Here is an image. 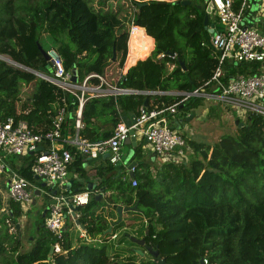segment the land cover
I'll use <instances>...</instances> for the list:
<instances>
[{"label": "trees", "instance_id": "trees-1", "mask_svg": "<svg viewBox=\"0 0 264 264\" xmlns=\"http://www.w3.org/2000/svg\"><path fill=\"white\" fill-rule=\"evenodd\" d=\"M240 3L234 0V9ZM205 8L200 11L194 0L191 4L118 0L115 7H110L108 0H100L97 7L91 0H0V54L50 74L51 64L38 46H42L41 36L48 34L60 43L56 50L65 69L75 68L81 79L92 71L103 73L107 62L111 63L114 46L115 60L123 63L133 22L144 32L135 29L131 34L126 66H132L115 83L138 90L192 91L203 86L218 65L217 54L207 43L210 28L204 25ZM146 40L151 44L149 55L141 51ZM161 53L166 55L158 58ZM259 71H264V61L226 62L222 79L226 82L232 76ZM177 98L142 93L91 97L82 108L79 134L91 142L106 140L124 116L138 113L146 99L147 107L152 108L172 104ZM201 103L203 99L192 97L179 110L187 115ZM63 106L67 115L61 132L70 136L76 130L78 99L33 72L0 59V120L23 119L40 133L50 128ZM209 110L212 117L220 116L219 106L210 105ZM249 116H235L244 125L234 123V132L223 134L215 143L182 134L187 158L181 161H160L152 151L145 159V141L139 139L131 158L137 162L133 176L127 164L101 161L94 167L96 186L89 190L81 183L77 190L92 192L89 203L78 207L74 220L65 208L71 219L69 223L66 218L65 228L83 225L86 235L95 241L77 246L67 228L58 236L46 227L47 213L41 212L35 221L34 244L24 251L23 233L16 227L23 209L12 199L4 209L0 199V264H155L147 252L143 256L136 252L134 247L144 248L131 237L144 238L168 264H198L200 258L206 259V264H264V117ZM67 147L73 153L69 171L88 178L85 157ZM32 156H18L21 160L10 162L35 182L24 167ZM99 189H103L102 199L93 194ZM136 203L140 211L124 213L116 223L115 205ZM111 225L112 233L102 237ZM55 244L61 250L50 255Z\"/></svg>", "mask_w": 264, "mask_h": 264}, {"label": "built area", "instance_id": "built-area-1", "mask_svg": "<svg viewBox=\"0 0 264 264\" xmlns=\"http://www.w3.org/2000/svg\"><path fill=\"white\" fill-rule=\"evenodd\" d=\"M233 2L234 0L207 1L206 8L208 3H211L212 7L210 12H207L205 8V13H208V17L215 14L220 23L219 25L214 24L213 32H210L207 38L208 45L217 54L218 65L210 79L203 86L192 91L138 90L121 87L109 82L104 73L96 71L86 74L81 79L78 75V80L74 82L71 79L73 75L71 70L65 69L56 48H51L48 51L51 73L38 72L42 73L43 79L56 85L63 93L69 92L78 99L79 106L75 115L76 130L70 136H64L61 132L63 120L67 115L65 106L58 110L57 115L52 119L50 128L40 133L34 132L23 119L8 117L0 120V176L8 178L9 197L25 210L28 204L34 203V189H40V194L35 196L42 195L47 198L48 203L42 205L41 208V210L46 209V227L61 236L67 218L65 208L71 214L66 197H70V202L79 207L88 204L92 196V192L88 190L68 192L66 187L68 167L73 160V153L67 146L74 148L85 158L106 159L112 164H120L124 163V141L127 137L134 136L137 141L147 140L151 151L160 160L172 158L181 161L187 158V143L177 128L179 118L177 119L174 115L179 111V106H183L189 98L216 101L231 108L235 115L242 119L250 114L264 117V71L232 76L226 82L222 79L226 62L237 65L243 61H264V32L257 28L260 17L254 14V12L264 10V0H241L238 9H234ZM257 5L256 11L255 6ZM208 27H210V19ZM135 29L144 32L139 25L133 22L130 24L126 37L125 59L119 66L117 79H120L132 66L125 67V64L129 54V40ZM154 48L153 42L152 50ZM165 55L161 53L157 57L163 58ZM171 56L175 57L176 54ZM0 57L10 63L7 58L2 55ZM140 93L146 95L171 94L179 98L172 104H163L160 107L139 106L138 113L135 114V122L128 126L122 119L114 128L112 136L106 140L91 142L80 136L79 130L83 127L82 108L86 100L97 96L117 98L119 95ZM131 129H133L132 134ZM30 153H33V156L24 167L28 169L33 180H36L35 176H38L41 182L42 180L47 182V186L43 187L41 183H33L26 175L14 168L8 159L10 155L27 156ZM127 170L129 173L134 170V167H127ZM132 184H137L136 179H132ZM49 186L52 188L50 189ZM53 190H56V193H53ZM76 216H78L77 213ZM116 238L117 233L111 235V241L114 242ZM84 241L95 240L84 233L81 235V241L75 245L79 246ZM60 250V245L55 244L54 251L59 252ZM206 263L204 259V264Z\"/></svg>", "mask_w": 264, "mask_h": 264}, {"label": "rangeland", "instance_id": "rangeland-1", "mask_svg": "<svg viewBox=\"0 0 264 264\" xmlns=\"http://www.w3.org/2000/svg\"><path fill=\"white\" fill-rule=\"evenodd\" d=\"M99 1L100 0H91L92 4L94 6H99ZM195 1V5H201L200 11L202 10L201 8L206 7L207 1L208 0H194ZM118 0H108V4L110 7H115V5L117 4ZM257 6H255V10L257 11ZM255 15H258L260 17L259 22L257 23V28L260 31L264 32V10H259L257 12H254ZM210 19V23L212 24H216L219 25V21L217 19V16L215 14H211L209 16ZM130 28V27H129ZM41 43L43 48L46 51H49L51 48H57L58 47V42L54 41L51 36H49L48 34L42 35L41 36ZM147 45L144 46L143 48L139 49L144 52L145 54H148L150 52L151 49V44L150 42H148V40H146ZM70 47L72 49L75 48V44L70 42ZM3 57L7 58L8 60H10V62L12 61V59L10 58L9 55L6 54H0ZM4 60V59H2ZM5 61V60H4ZM8 63V62H6ZM10 65H12L11 63H8ZM120 61H111L107 62L106 66H104L103 68V73L106 76V79L111 82V83H115L116 79L118 77V70H119V66H120ZM15 67L19 68V65H14ZM126 67V64H125ZM22 70H25L24 68H20ZM44 71H42L43 73ZM24 90V87H22ZM210 105H215V106H219V110L221 111L220 116L217 118H214L211 116L210 114V110L209 107ZM194 110V109H193ZM208 110V111H207ZM185 111L184 110H179L174 116H176L177 118H183L184 122H183V127L179 129V132L181 134H184L185 136H188L192 133L197 134V139L198 140H202V141H206V142H210V143H215L223 134L226 133H231L234 132L235 130V120H236V115L235 112L229 108L224 106L221 103H217L216 101L213 100H209V99H203V103H201L194 111L190 112L189 114L185 115ZM193 114V117L190 120H187V117ZM236 124V123H235ZM195 127V129H194ZM196 127H198V131H196ZM198 132V133H197ZM201 132V133H199ZM199 134V135H198ZM149 144L147 142H143V153H144V158L148 159V157L151 154V151H149L148 149ZM128 149V145H124L123 146V151ZM9 160H13V161H19L21 160L20 157H18L17 155H10L8 157ZM161 161V160H160ZM158 161L156 160V163ZM35 184L41 183V180H35V182H33ZM45 203H48L47 198L45 196H35L34 195V204L32 205V203L27 205V208L25 210H23V215L20 217L19 219V223H20V228L21 231L23 233V240L26 244L31 245V241L27 242L26 241V231L29 232V234L35 233L36 230V226H35V221L39 215V212H41V208L42 205H44ZM44 208V206H43ZM127 218V216H125ZM68 222H71V219L68 218ZM71 228L70 232H71V238L73 240V242L77 243L79 242V238H78V231L76 229V227H72V225L69 226ZM28 228V229H27ZM13 231V229H12ZM130 233L133 232V230H128ZM36 235V234H35ZM124 246V245H122ZM125 247V246H124ZM137 248V247H134ZM113 248H110V250ZM22 250H24V248L22 247Z\"/></svg>", "mask_w": 264, "mask_h": 264}, {"label": "water", "instance_id": "water-1", "mask_svg": "<svg viewBox=\"0 0 264 264\" xmlns=\"http://www.w3.org/2000/svg\"><path fill=\"white\" fill-rule=\"evenodd\" d=\"M177 2H179V1H177ZM180 3L181 4H191L192 3V0H180ZM200 7H201V5H197V8H200ZM211 7H212V4L211 3H208V6L206 8V11L207 12H210L211 11ZM207 12L204 15V25L206 27H208V24H209V17H208V13ZM213 27H214V24L210 23V27H209L210 30H209V32H213ZM38 46H39V49L41 50L42 54L46 57V59L49 60V53H48V51H46L44 48H42V46L39 43H38ZM112 51H113L112 52L113 55H112L111 61H114L115 58H116V48H115V46L113 47V50ZM0 59H2V58L0 57ZM10 63L12 65H19L20 66L19 68H24L25 70L31 71L34 74L38 75L39 77L43 78L42 73H40V72H38L36 70L30 69L28 67H25V66H23V65L15 62V61H13V60ZM71 72L73 73L71 79H72V81L76 82L78 80V72H77V70L75 68H72L71 69ZM144 105L147 106V99H146ZM191 118H192V114H190L187 117V120H190ZM248 118H250V116ZM123 120H125L126 121V124L128 126H130L132 123L135 122V113H129L128 115H126V116L123 117ZM178 122H180V120ZM235 123L236 124L238 123L239 126L244 125V121H239L238 119L235 120ZM177 128L180 129V124L179 123L177 124ZM130 133L131 134L133 133V129L130 130ZM144 141L147 142V140H144ZM137 143L138 142H137V140H136V138L134 136H129L124 141V145H128V146L131 145V148L130 149L125 150V148H124V153H123L124 164H127V167L128 168L134 167L137 164V162L135 160L131 161V158H132V156L134 154V147L137 145ZM88 159H90V157H88ZM133 174H134L133 171H130L129 172V175L130 176H133ZM35 179L36 180H39L40 178L38 176H35ZM72 182H73V180L70 179L66 183L67 190H69L68 192H71V183ZM41 186H43V187L44 186H47V182L45 180H42ZM95 186H96L95 183H88L86 185V188L89 189V190H91ZM49 188L51 189L52 186H49ZM74 190L77 191L78 189L76 188ZM101 190H103V189H101ZM52 192L53 193H56V190H53ZM34 194L35 195H39L40 194V189H34ZM102 195H103V192H100L99 194L95 195V197L97 199H100L102 197ZM66 201L68 202L69 208L71 209V215L73 217H75L76 211L78 210V206H75V205H73L70 202L71 201V198L70 197H66ZM137 205H138L137 203L135 205H133V206H124L122 204L115 205L116 212H117V217H118L116 223H119L123 219L124 213L130 212V211L139 210V209H137ZM42 214L43 215L46 214V209H44L42 211ZM76 223L79 224V220L78 219H76ZM16 227L17 228L20 227V223L19 222L16 224ZM80 228L84 230L83 225H80ZM112 231H113V225L109 226L103 232L102 237L105 234H107V233H112ZM131 239L144 248V250H142L141 248H135L136 252L140 253V255L143 256L147 252L148 254H150L153 257V262L155 264H168L166 262V259L160 255L158 249L157 248H153L150 245H148L145 242V239L144 238L131 237ZM53 252H54V246H52L50 248L49 254L51 255ZM198 264H204V259L203 258H200Z\"/></svg>", "mask_w": 264, "mask_h": 264}, {"label": "crops", "instance_id": "crops-1", "mask_svg": "<svg viewBox=\"0 0 264 264\" xmlns=\"http://www.w3.org/2000/svg\"><path fill=\"white\" fill-rule=\"evenodd\" d=\"M60 45V43L58 42V46ZM197 107H195L194 108V110L196 109ZM193 110V111H194ZM208 111V110H207ZM192 117H193V114H192ZM179 120H180V122H179V124H180V128H182L184 125H183V122H184V119L183 118H179ZM198 127H196V131H198V129H197ZM194 129H195V127H194ZM198 133V132H197ZM199 133H201V132H199ZM191 135L193 136V137H197V134H194V133H192V131H191ZM199 135V134H198ZM131 148V146L129 145L128 146V149H130ZM148 149H149V151H151V149H150V147H148ZM152 153V152H151ZM87 160V161H86ZM104 159H100V158H94V159H92V158H90V159H88V158H85V161L86 162H84V167L86 168V170H87V176H88V178L86 177V178H84V177H81V176H79L78 175V173L76 172V171H74V170H72V171H69V175H68V180H70V179H72L73 180V182H77V184H75L74 186H71V187H73L74 189H79V187H82V185H81V183H84V186H86L88 183H95L96 184V181H97V179H96V175H95V166H97V165H99V164H101V161H103ZM83 179V180H82ZM72 182V183H73ZM71 183V184H72ZM73 185V184H72ZM100 192H103V190H101V189H99V190H96V191H94L93 192V194L94 195H97V194H99ZM104 197V193H103V195H102V197L100 198V199H102ZM0 199L2 200V204H3V208L4 209H6L7 208V206H8V202H9V200L11 199L10 197H9V193H8V178L7 177H5V176H0ZM34 203H32V205H33ZM43 210H41V212H42ZM41 212H39V213H41ZM124 216V215H123ZM76 222V221H75ZM136 224V223H135ZM76 225H77V223H76ZM135 226V225H134ZM72 227H75L74 225H72ZM66 228H67V231H70L71 230V228L70 227H68V226H66ZM65 228V229H66ZM131 228V227H130ZM134 228V227H133ZM136 228V227H135ZM28 229V228H27ZM76 229H77V231H78V237H81V235H83L84 233H85V230H83V229H81L80 228V226H78V227H76ZM35 234H37V233H33L32 232V234H29V232H27L26 231V241L27 242H29V241H31V245H29L28 246V244H26L25 242H24V240L22 239V247L24 248V251H26V250H30L31 248H32V246H33V244H34V242L32 241L33 239V237L35 236ZM74 244H75V242H74ZM118 247H120V246H118Z\"/></svg>", "mask_w": 264, "mask_h": 264}, {"label": "bare ground", "instance_id": "bare-ground-1", "mask_svg": "<svg viewBox=\"0 0 264 264\" xmlns=\"http://www.w3.org/2000/svg\"><path fill=\"white\" fill-rule=\"evenodd\" d=\"M132 54H135V50H132Z\"/></svg>", "mask_w": 264, "mask_h": 264}, {"label": "flooded vegetation", "instance_id": "flooded-vegetation-1", "mask_svg": "<svg viewBox=\"0 0 264 264\" xmlns=\"http://www.w3.org/2000/svg\"><path fill=\"white\" fill-rule=\"evenodd\" d=\"M263 25H264V23H263Z\"/></svg>", "mask_w": 264, "mask_h": 264}]
</instances>
